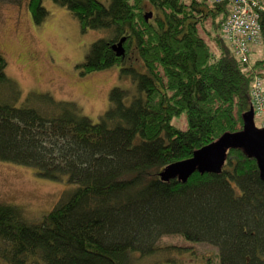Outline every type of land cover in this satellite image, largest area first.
Returning <instances> with one entry per match:
<instances>
[{"label": "trees", "instance_id": "16d2710c", "mask_svg": "<svg viewBox=\"0 0 264 264\" xmlns=\"http://www.w3.org/2000/svg\"><path fill=\"white\" fill-rule=\"evenodd\" d=\"M51 1L81 32L102 33L80 73L118 65L135 93L127 102L129 89L112 87L92 122L46 93L21 101L0 55V160L75 185L36 223L0 203V264H132L130 251L157 252L168 234L215 246L218 264H264V181L253 158L230 149L219 173L194 172L184 183L158 175L242 128L252 80L264 78V21L241 62L223 37L228 0ZM41 2L26 0L35 24L48 14ZM181 114L184 129L171 122Z\"/></svg>", "mask_w": 264, "mask_h": 264}, {"label": "rangeland", "instance_id": "374dc122", "mask_svg": "<svg viewBox=\"0 0 264 264\" xmlns=\"http://www.w3.org/2000/svg\"><path fill=\"white\" fill-rule=\"evenodd\" d=\"M41 4L48 14L35 24L26 0H0V55L6 62V76L18 85L21 101L26 96L46 93L57 101L74 103L79 113L92 122L107 109L112 87L129 89L128 102L135 93V84L129 77L120 76L118 65L83 74L77 67L89 45L102 33L81 32L77 20L63 6L51 0H42ZM144 6V14L152 10L149 4ZM171 122L184 129L185 115ZM255 125L264 126V110L255 117ZM74 186L63 177L48 179L29 166L0 160V203L20 207L29 223L39 222ZM157 243L160 249L152 254L130 251L129 262L201 264L205 260L218 264L217 248L208 243L187 241L179 234L163 235Z\"/></svg>", "mask_w": 264, "mask_h": 264}, {"label": "water", "instance_id": "95a60500", "mask_svg": "<svg viewBox=\"0 0 264 264\" xmlns=\"http://www.w3.org/2000/svg\"><path fill=\"white\" fill-rule=\"evenodd\" d=\"M151 17V12L144 14V19ZM121 37L111 48L116 56L124 54ZM230 149H240L248 157L256 161L259 176L264 181V126L257 127L254 120L253 108L242 114V128L233 132L225 131L210 143L194 150L186 159L165 166L160 172L161 180L176 179L186 182L194 173H219L225 160L226 152Z\"/></svg>", "mask_w": 264, "mask_h": 264}, {"label": "built area", "instance_id": "2783aa9c", "mask_svg": "<svg viewBox=\"0 0 264 264\" xmlns=\"http://www.w3.org/2000/svg\"><path fill=\"white\" fill-rule=\"evenodd\" d=\"M228 1L231 15L226 18V22L224 21L222 27L223 37L230 41V44H228L234 55L241 62H245L248 52L247 40L249 39L253 42V47L258 42V17L264 11V3L259 0ZM242 41H244L243 44ZM263 95V81L261 77L254 76L250 87V103L256 116L260 115L264 110Z\"/></svg>", "mask_w": 264, "mask_h": 264}, {"label": "bare ground", "instance_id": "6f19581e", "mask_svg": "<svg viewBox=\"0 0 264 264\" xmlns=\"http://www.w3.org/2000/svg\"><path fill=\"white\" fill-rule=\"evenodd\" d=\"M207 1H208V0H207ZM219 1H222V0H219ZM259 1H261V0H259ZM226 3L228 4V7H229V3H228V2H226ZM260 19L264 21V11H263V13H261V14L259 15V17H258L259 28H260Z\"/></svg>", "mask_w": 264, "mask_h": 264}, {"label": "clouds", "instance_id": "9594fccd", "mask_svg": "<svg viewBox=\"0 0 264 264\" xmlns=\"http://www.w3.org/2000/svg\"><path fill=\"white\" fill-rule=\"evenodd\" d=\"M262 79V78H261ZM263 81V80H262ZM250 106L252 107V105H251V103H250ZM253 108V107H252ZM254 112V111H253ZM255 117H256V115L254 114V120H255ZM262 127V126H261Z\"/></svg>", "mask_w": 264, "mask_h": 264}, {"label": "flooded vegetation", "instance_id": "af4514ba", "mask_svg": "<svg viewBox=\"0 0 264 264\" xmlns=\"http://www.w3.org/2000/svg\"><path fill=\"white\" fill-rule=\"evenodd\" d=\"M206 263H207V261L204 260L201 264H206Z\"/></svg>", "mask_w": 264, "mask_h": 264}]
</instances>
